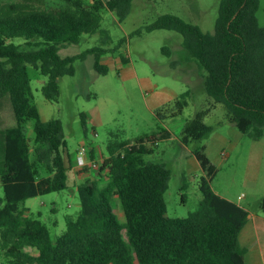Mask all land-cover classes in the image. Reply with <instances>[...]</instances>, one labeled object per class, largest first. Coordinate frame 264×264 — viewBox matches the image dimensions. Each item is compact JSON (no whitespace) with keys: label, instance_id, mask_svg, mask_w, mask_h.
Listing matches in <instances>:
<instances>
[{"label":"trees","instance_id":"16d2710c","mask_svg":"<svg viewBox=\"0 0 264 264\" xmlns=\"http://www.w3.org/2000/svg\"><path fill=\"white\" fill-rule=\"evenodd\" d=\"M133 0H0V100L11 104L16 125L0 129V264H245L239 235L248 213L219 195L212 182L217 168L205 147L193 150L204 176L202 200L187 218H168L165 194L171 172L164 164L146 163L160 136L134 143L110 142L101 167L107 181L84 177L77 192L81 211L69 217L66 230L55 240L39 219L26 216L25 201L69 189L71 158L60 120L43 121L33 102L29 68L44 79L49 101L59 97V79L74 76L73 64L94 55V68L107 74L102 49L62 58L60 48L78 44L83 35L97 34L102 12L126 19ZM259 0H221L213 34L173 15L160 16L134 35L157 30L175 31L189 57L205 73L204 88L211 106L189 121L180 141H202L212 128L204 119L216 105H224L227 120L258 141L264 135V27L257 20ZM188 92L156 111L157 118H174L187 106ZM33 123V138L27 124ZM94 159L93 154H90ZM94 169L86 166L80 173ZM79 173V174H80ZM117 197L125 216L114 211ZM185 197L183 196V200ZM264 212V197L260 201ZM126 231L127 240L123 233ZM31 250V251H29Z\"/></svg>","mask_w":264,"mask_h":264},{"label":"rangeland","instance_id":"374dc122","mask_svg":"<svg viewBox=\"0 0 264 264\" xmlns=\"http://www.w3.org/2000/svg\"><path fill=\"white\" fill-rule=\"evenodd\" d=\"M82 1L87 4L90 0ZM220 1L133 0L123 21L104 10L97 34L83 35L78 44L61 47L59 54L66 58L94 48L106 50L101 63L107 68V74L100 75L95 70L94 55L77 60L73 64L74 76L59 79L56 101L45 98L43 77L39 71L29 68L33 102L41 119L61 121L70 157H77L82 147L93 154L92 160L100 166L92 170L96 175L93 177L102 175L101 186L106 184L108 174L101 170L105 159L100 154L108 156L110 142L134 143L144 137L160 136L165 131L170 133L169 139L159 140L154 152L143 157L146 163L164 164L171 172L165 194L168 218H187L202 200L199 181L204 173L192 154L199 147H205L206 155L217 168L212 182L214 192L264 217L259 208L264 197V135L261 140L253 141L241 133L227 120L225 106L218 104L204 119L212 132L202 141H192L188 146L182 144L180 139L186 124L212 104L204 88L205 73L189 57L180 33L157 30L134 35L163 15L179 17L204 33L213 34ZM259 1L256 16L259 26L264 27V0ZM187 92V106L182 114L163 120L157 118V110L165 106L175 109V101L182 100L181 96ZM15 125L11 104L3 98L0 129ZM32 130L33 123L29 122L27 132L31 138ZM76 186L75 173H72L68 190L29 199L21 207L29 209L26 216L43 222L55 240L65 232L67 219H75L81 211ZM0 198H4L1 184ZM113 208L124 224L125 216L117 197L113 199ZM123 235L127 240L126 231Z\"/></svg>","mask_w":264,"mask_h":264},{"label":"crops","instance_id":"0c3cea01","mask_svg":"<svg viewBox=\"0 0 264 264\" xmlns=\"http://www.w3.org/2000/svg\"><path fill=\"white\" fill-rule=\"evenodd\" d=\"M92 3L93 0H90L87 4H92ZM100 155H102L104 159L108 158L103 153H101ZM70 158H71V171L69 172L68 187H69L70 176L72 173L73 174L75 173L77 186H79L82 183L85 176L86 177L96 176L94 174V171H90L87 175L80 173L81 169L77 166L76 157L74 158L70 157ZM98 178L99 176L96 177V179ZM226 199L239 205V203L234 202L233 200H230L228 198ZM239 206L242 207L241 205ZM242 208L248 213L247 223L245 224L239 235L240 245L245 250V264H264V217H262V215L258 213H250L247 208L244 207Z\"/></svg>","mask_w":264,"mask_h":264},{"label":"built area","instance_id":"2783aa9c","mask_svg":"<svg viewBox=\"0 0 264 264\" xmlns=\"http://www.w3.org/2000/svg\"><path fill=\"white\" fill-rule=\"evenodd\" d=\"M77 166L82 169L86 166H91L92 169L100 168L97 162L91 159L86 147H82L76 157Z\"/></svg>","mask_w":264,"mask_h":264}]
</instances>
